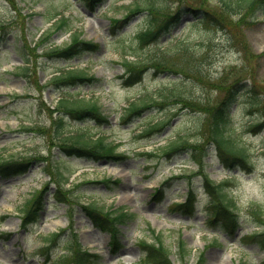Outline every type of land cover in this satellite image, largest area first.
Listing matches in <instances>:
<instances>
[{
	"label": "rangeland",
	"instance_id": "374dc122",
	"mask_svg": "<svg viewBox=\"0 0 264 264\" xmlns=\"http://www.w3.org/2000/svg\"><path fill=\"white\" fill-rule=\"evenodd\" d=\"M132 1L103 0L90 10L79 0H0V159L27 162L22 171L0 175V264H75L76 232L91 264H166L142 258L139 240L157 236L172 264H198L202 253V264H264L260 237H248L264 232V6L256 8L259 0L250 8L232 6V0H136L166 2L162 17L183 11L168 33L142 44L138 33L150 25L146 12L113 22ZM61 16L67 22L59 26ZM74 36L99 45H83L70 57L53 51ZM144 56L190 76L147 68L132 82L124 60ZM69 69L92 79H54ZM232 87L229 136L244 150L241 164L224 162L205 136L207 107ZM171 89L196 104L161 100ZM63 96L96 103L106 120L63 111L58 132ZM148 99L155 100L130 113L131 102ZM78 134L116 143L117 158L69 153L63 139ZM181 136L195 148L162 152ZM204 173L232 196L239 217L234 230L208 221V202L220 197L207 189ZM190 183L193 210L174 206L186 199ZM89 204L104 211L123 206L129 213L119 223L118 251L112 252L110 232L87 214ZM36 206L37 217L26 216ZM179 239L186 243L185 261L178 258L185 254ZM73 241L75 248L67 250ZM95 252L100 256L90 259Z\"/></svg>",
	"mask_w": 264,
	"mask_h": 264
},
{
	"label": "trees",
	"instance_id": "16d2710c",
	"mask_svg": "<svg viewBox=\"0 0 264 264\" xmlns=\"http://www.w3.org/2000/svg\"><path fill=\"white\" fill-rule=\"evenodd\" d=\"M82 1L88 8L93 9L95 8L101 1L103 0H80ZM256 0H232L231 5L232 6H241L245 5L246 7L250 8L255 4ZM238 3V4H237ZM264 6V0H259L256 4V8H260ZM169 8L168 4L160 3L158 5L156 4H141L138 3L136 0H133L130 4L126 6V12L123 15L122 19H113V22L115 24H121L127 20V18L133 16L136 13L146 12L145 17L150 18V25L147 26L144 30H141L138 33V38L141 41L142 44L147 43L149 40H155L162 34H166L170 31L172 26L178 22H180L181 15L183 11L182 9H176L175 12H172L170 15L166 17L160 16V14L163 12V10ZM229 10H232L228 8ZM199 10L196 9L197 18H199ZM205 17H202L204 19ZM67 17H62L59 19V26H62L65 24ZM162 19V20H161ZM85 46L86 49H91L93 47H97L98 43L93 41L84 40L82 38H79L77 36H74L73 42H71L69 45L54 49L56 53L59 51L61 54L58 53L60 56H66L70 57L75 54H78L79 50L82 46ZM184 49L188 48V43H185ZM124 65L128 72L131 73L129 76L130 80L132 82H135L140 79L142 73L147 68H153L154 70L156 68H161L163 71L166 69L167 72H175L176 69H174L173 66L168 64L166 60L161 61H154L151 57H138L135 59H125ZM157 70V69H156ZM165 70V71H166ZM174 70V71H173ZM63 73V74H62ZM62 75H57L54 77L57 81L62 82H69V83H76L79 80H82L86 74H84L83 71L77 72L76 70L69 69L63 71ZM178 76H187L189 77L190 74L187 72H184L183 70H180L178 73H176ZM87 78L92 79L91 76H87ZM236 87H232L229 89V92L224 96V98L213 107H207V110L209 111V122L208 126L205 130V136L209 137L211 142L217 147L219 156L223 159L224 162L227 164H234L236 161H240L239 163H242L246 160V156L244 154V150L240 147H237L234 143V141L229 136V126L232 125V114H231V106L232 103L236 100ZM161 100H180L182 98L188 99L190 102L187 103L186 107L194 106L196 103L195 101H191L189 97L182 96L180 93H178L175 89H171L169 93L161 95ZM155 99H148L146 101H142L140 104L136 103V101H133L131 103V106L129 108L130 113H137L141 108L144 106H147V104L153 102ZM150 101V102H149ZM157 101V100H156ZM58 110L60 112L67 111L68 113H71L72 115H75L78 118L82 117H95L101 118L103 120H106V116L102 113V111L99 109V106L96 103H91L88 100H85L83 98H74L69 99L68 97H62L58 101ZM59 121H58V132L63 129V119L64 116L62 113L59 115ZM71 140V142H69ZM177 140V139H176ZM172 141L168 147L165 148L164 153L169 154L172 152H179L184 149H189L190 147L195 148V145H193L188 139L184 137H179L178 140ZM63 146L66 151L69 153L77 154V155H84V156H91L96 159L101 158H107V159H113L117 158V144L114 142H108L104 137H98L95 140L92 139H85L83 135L78 134L77 136L68 137L63 139ZM189 147V148H188ZM203 154L199 156L198 160L199 163L202 166L203 161ZM248 162V161H247ZM27 167V162L25 161H12V160H6L2 161L0 159V175L6 176L10 175L15 172H19L24 170ZM207 189H209L212 194L215 191L214 195H218L220 198L216 200L209 201L211 215L209 216V222L216 225L221 224L223 228H225V225H231L233 226L234 230L239 225L238 220V213H235V202L232 199V196L227 195L224 193V186L222 184H216L214 183L208 174L204 173ZM41 192V191H40ZM35 195V194H34ZM33 195V196H34ZM37 196V195H36ZM195 192L192 184L190 183V186L188 187V190L186 192V200L175 204L176 207L181 208H188L189 210H193V203L195 201ZM216 196V198L218 197ZM37 198V197H36ZM63 200V199H61ZM220 201V204H215L216 201ZM32 200H29L27 203V206L31 205ZM37 202V199L34 201ZM87 207V214L93 218L98 225H100L104 229H108L111 231L113 235V250L116 248H119V245L121 246V243L117 237V233L119 232L118 225L120 222H123L125 218L129 217V213L125 211L124 207L120 206L117 207L114 210H107L103 211L102 209L97 208L96 206L89 204ZM27 213L30 218L37 217V206L36 207H29L27 209ZM219 219H222V222H218ZM57 235L56 232H53L50 234L48 239L55 240V236ZM248 237H260L258 244L261 245V248H264V232L262 233H255L253 235H249ZM77 240V239H76ZM79 247L75 248V264H91L93 260L90 261V263L87 261V255L90 254L86 250L82 249L80 247L79 242L77 241ZM140 247L142 251L145 253L144 258H146L147 262H150L151 260H155L157 258H162L163 261H165L166 264H172V261L169 257V252L163 245V242L160 240H157V242L149 243L147 240L143 239L139 241ZM185 242L181 239H179V248L183 250L185 253L182 256H178L179 259L184 261V256H187L188 251L185 246ZM72 249V246H71ZM178 254H180V250L178 251ZM93 256H98V254L91 255L90 259H93ZM151 259V260H149ZM204 254L199 257L198 264H202L204 262ZM88 262V263H87ZM74 264V263H73Z\"/></svg>",
	"mask_w": 264,
	"mask_h": 264
}]
</instances>
